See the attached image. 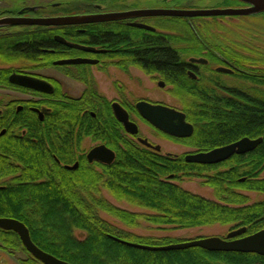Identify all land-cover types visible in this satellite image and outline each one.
Returning <instances> with one entry per match:
<instances>
[{
    "label": "flooded vegetation",
    "instance_id": "1",
    "mask_svg": "<svg viewBox=\"0 0 264 264\" xmlns=\"http://www.w3.org/2000/svg\"><path fill=\"white\" fill-rule=\"evenodd\" d=\"M249 6L242 0H135L132 4L124 0H0V135L48 152L52 170L99 171L116 156L109 139L122 146L126 133L113 113V103L122 106L134 123L131 108L136 110L140 100L174 108L147 95L131 102L125 77H146L168 97H173L172 84L159 77L170 74L197 80L218 97L229 96L232 101L239 95L249 100L264 95V52L253 46L260 36L239 23L248 15L264 16V11L177 16L139 12L230 11ZM112 13L119 15L108 18ZM155 40L165 50L175 51V71L154 67L151 57L141 55L140 44ZM13 76L31 77L42 88L13 82ZM224 76L235 82H226ZM101 77H113L110 87L101 86ZM239 80L246 83L241 85ZM145 92L153 90L149 86ZM173 98L181 107V100ZM140 118L159 138L174 137ZM137 127L136 134L127 135L141 144ZM147 141L160 148L141 145L161 153L159 143ZM101 145L114 153L111 162L88 158L89 151Z\"/></svg>",
    "mask_w": 264,
    "mask_h": 264
},
{
    "label": "trees",
    "instance_id": "2",
    "mask_svg": "<svg viewBox=\"0 0 264 264\" xmlns=\"http://www.w3.org/2000/svg\"><path fill=\"white\" fill-rule=\"evenodd\" d=\"M140 45L141 55L151 57L152 66L175 71V51L165 50L156 40ZM159 78L172 84L171 94L181 100L180 110L193 126L189 136L173 137L176 140L198 151L243 136L262 137L260 143L245 154H233L216 164H201L185 161L184 155L154 152L125 133L122 146L109 139L116 156L101 170L55 171L50 168L52 157L48 152L17 139L9 140L3 134L0 216L23 222L39 248L73 264H264V256L254 252L209 251L198 246L146 250L111 237L148 245L172 241L126 230L102 218L100 211L129 228L137 227L141 220L181 228L231 224L244 226L243 235L264 228V197L247 203V197L234 190L242 186L264 194V177L258 176L264 169V95L254 96L253 100L239 95L232 101L229 96L218 97L209 86L183 74ZM209 169L217 170L209 173ZM189 176H202L213 188L216 200L177 183ZM104 191L118 202L147 211L116 205ZM74 230L83 232V236H76ZM0 248L26 252L19 264H42L27 252L12 230L0 228Z\"/></svg>",
    "mask_w": 264,
    "mask_h": 264
},
{
    "label": "water",
    "instance_id": "3",
    "mask_svg": "<svg viewBox=\"0 0 264 264\" xmlns=\"http://www.w3.org/2000/svg\"><path fill=\"white\" fill-rule=\"evenodd\" d=\"M250 4L248 8L242 10H179V9H148L141 10L140 13L164 14V15H195V14H217L223 12L235 13H253L264 11V0H242ZM118 13H112L108 18H117ZM138 25V24H137ZM144 26L142 24H139ZM147 27V26H145ZM13 82L18 84L31 86L34 88H42L40 83L26 76H13ZM135 108L139 115L157 129L174 137H187L193 131V126L185 119V114L179 109L164 106L161 104L150 103L145 100L136 102ZM115 117L123 124L124 130L128 134H136L138 132L137 124L129 119L128 112L118 103L112 104ZM262 137L250 138L243 136L235 141L213 147L209 150L185 153L184 159L187 162L213 164L221 162L233 154H242L253 150L261 141ZM138 141L148 147L158 150L159 145H152L146 138L139 137ZM88 158L111 162L114 153L112 150L101 146L92 148L88 153ZM243 180V178L241 179ZM2 187V186H0ZM0 228L4 230H12L19 236L23 247L31 256L40 261L42 264H73L57 258L56 256L39 248L31 239L29 230L26 225L18 219L12 217L0 216ZM246 228L244 226L231 229L225 237L220 236H204L190 240L171 242L163 245H148L127 241L124 239L111 236L114 240L140 249L146 250H175L188 247H201L209 251H239L254 252L264 256V228L253 233L244 234Z\"/></svg>",
    "mask_w": 264,
    "mask_h": 264
},
{
    "label": "rangeland",
    "instance_id": "4",
    "mask_svg": "<svg viewBox=\"0 0 264 264\" xmlns=\"http://www.w3.org/2000/svg\"><path fill=\"white\" fill-rule=\"evenodd\" d=\"M124 2L125 4H132L135 2V0H124ZM239 23L244 26H248L252 30L258 31V37L260 36V38L257 40L256 39L253 40V46L254 48L258 49L257 50L258 52H264V16L258 15L257 17V16L248 15L240 19ZM100 79H101V83H100L101 86L106 89L110 87L113 77H101ZM124 79L128 92L130 93L131 102L133 101V99L135 100L139 96L147 95L153 99H161L164 102H166V104H170L174 106V108L176 107L180 109V104L176 99L173 98L174 97L173 95H172L173 97H168L164 89L152 87L151 84L147 82L146 77L129 76V77H125ZM223 80H226V82H230V83L235 82L234 79L225 76L223 77ZM238 82L241 83V85L246 83L243 80H239ZM149 86L150 89L153 90L152 93L145 92V88ZM131 111H132L131 118L139 126V135L141 137H146L149 141L153 143H159L161 146L162 154L165 151H167L174 155H184L185 153L188 152L198 151L197 147L181 143L179 140H176L173 137H170V139L167 140L159 138L157 133L150 126H148L145 121H143L140 118V116L138 115L137 111L134 108H131ZM225 168H226L225 166L224 167L219 166L218 169H225ZM213 170H217V169H209L207 171L211 173L213 172ZM202 173H206V170L202 171ZM258 176L262 178L264 177V169L259 173ZM203 180L204 178L202 176H189V177H184L183 179L179 180L177 183H179L183 188L193 193L199 194L209 199L216 200V196L214 194L213 188L209 186L207 183H205ZM234 190L245 195L247 197V203L255 202L264 197L263 192L259 190L248 189L242 186L236 187L234 188ZM103 194L114 204L119 205L121 207L133 211H147L145 209L131 206L123 201L118 202L114 198H112L106 191H104ZM99 214L105 220L119 227H122L126 230H130L136 234L149 235L154 237H168L172 240L171 242H180L198 237L213 236V235L225 237V235L229 230L237 228V227H233L231 224H222V223H213L209 225H199V226L181 228V227H170L167 225L161 226L144 220H141L140 224L137 227L129 228L105 212L100 211ZM74 234L79 237L83 236V232L79 230H74ZM26 256L27 253L24 252L23 250H8V249L0 248V264H19V259H24Z\"/></svg>",
    "mask_w": 264,
    "mask_h": 264
}]
</instances>
